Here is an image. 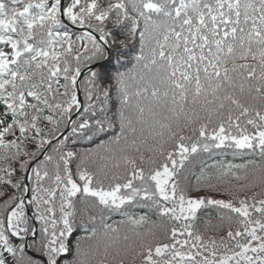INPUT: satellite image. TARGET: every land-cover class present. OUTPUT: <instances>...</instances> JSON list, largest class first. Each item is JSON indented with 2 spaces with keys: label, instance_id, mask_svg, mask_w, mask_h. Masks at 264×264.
<instances>
[{
  "label": "snow or ice",
  "instance_id": "6c2138e0",
  "mask_svg": "<svg viewBox=\"0 0 264 264\" xmlns=\"http://www.w3.org/2000/svg\"><path fill=\"white\" fill-rule=\"evenodd\" d=\"M0 188V264H264V0H0Z\"/></svg>",
  "mask_w": 264,
  "mask_h": 264
},
{
  "label": "trees",
  "instance_id": "16d2710c",
  "mask_svg": "<svg viewBox=\"0 0 264 264\" xmlns=\"http://www.w3.org/2000/svg\"><path fill=\"white\" fill-rule=\"evenodd\" d=\"M70 30L75 31L73 29L70 28ZM78 32V31H76ZM139 51V43H138V37L136 41H130L127 45L126 49H121V52L123 53L122 55L119 56V58H117L116 52L114 51L112 54V63L108 65L106 71H102L101 68H96L93 69L94 71H101L103 73H105L107 76H112L115 74L116 71H123V72H127L129 70H131L133 68V65L135 64V60L133 59V57L135 56V54ZM88 73H86L84 76H87ZM84 76L81 78V81H83ZM105 83L107 84V81H105ZM81 93H82V99H83V103L85 102V93L83 91V88H81ZM115 95V93H113V96ZM109 106L111 108V110L114 112L116 110V104H115V100L113 99L112 101L109 102ZM109 115H111V112L109 113ZM71 129V125L69 127V129L65 132L64 135H67L68 132ZM114 131H118V128L112 131H109L107 134H101L100 137H98L95 142H86V141H81L75 145H69L70 147H73L74 150L79 151V152H84L86 150H92L95 149L96 146L101 142V141H107L108 139H110V137L113 135ZM62 138V137H61ZM56 142L53 143V146L55 145ZM49 151H51V149H49ZM205 156H207V154H205ZM43 159V158H42ZM41 159V160H42ZM249 159H256L257 161L259 160L258 156H251L249 154H243V155H239V156H233L231 154V152L227 153L226 155L224 154H216L214 155L211 160H209L208 162L211 163L212 160H216V161H220L223 160L224 162H232L235 164H241V163H245L247 160ZM40 161V160H39ZM36 162V163H39ZM35 166V164H34ZM73 171H75V165H73ZM197 173L199 171V169H196ZM214 171V170H213ZM192 183L195 184V176H193L192 178ZM223 187V185H221V188ZM0 192H4L5 194L0 197V203L3 202V200L7 199L9 196L12 195V190L11 189H3L0 188ZM202 193V195H211L215 198H227L226 196H224L221 192H212L209 191L207 188H204L200 191H193L192 195H195L196 193ZM86 219V217H85ZM123 219V217L119 216L118 214H111L110 218L108 219V223L114 224L116 222H118L119 220ZM152 221L155 220V217H151L150 218ZM150 226V225H149ZM148 227V226H146ZM86 235V233L83 231V229L81 228H77L74 231L73 236L71 237L73 245H75L76 241L81 239L82 237H84Z\"/></svg>",
  "mask_w": 264,
  "mask_h": 264
},
{
  "label": "water",
  "instance_id": "95a60500",
  "mask_svg": "<svg viewBox=\"0 0 264 264\" xmlns=\"http://www.w3.org/2000/svg\"><path fill=\"white\" fill-rule=\"evenodd\" d=\"M70 28L73 29V30L79 31V32H80V31H83L82 29H78V28H76L75 26H70ZM107 59H108V58H106L104 61L100 62L99 64H96V65L92 66V69H93L94 67L98 66V65L103 64V62L107 61ZM87 72H88V71L85 70L84 73H83V75H84L85 73H87ZM83 75H82V76H83ZM82 76H81V77H82ZM81 77H80V79H81ZM78 99H79L80 102H81V92H80V90H78ZM73 118H74V117H73ZM69 127H70V124L68 125V129H69ZM68 129H67V130H68ZM65 132H66V131H65ZM65 132H64V133H65ZM60 138H61V137H60ZM54 142H55V141H53V143H54ZM41 158H43V155L39 156V157L37 158V160L33 163V165H34L36 162H38Z\"/></svg>",
  "mask_w": 264,
  "mask_h": 264
},
{
  "label": "rangeland",
  "instance_id": "374dc122",
  "mask_svg": "<svg viewBox=\"0 0 264 264\" xmlns=\"http://www.w3.org/2000/svg\"><path fill=\"white\" fill-rule=\"evenodd\" d=\"M75 31H76V30H75ZM112 58H113V57L111 56L110 58H108V61L103 62V64L98 65V66L94 67L93 69L101 68L102 71H106L108 65L112 63ZM93 69H92V70H93ZM87 73H88V72H87ZM85 74H86V73H85ZM85 74H84V75H85ZM84 75H83V76H84ZM83 76H82V77H83ZM82 77H81V78H82ZM80 80H81V79H80ZM80 92H81V89H80ZM81 103H83L82 93H81ZM74 118H75V117H74ZM64 134H65V133H64ZM55 142H56V141H55ZM200 195H202V193L199 192V193H196V194L193 195V196H200Z\"/></svg>",
  "mask_w": 264,
  "mask_h": 264
}]
</instances>
